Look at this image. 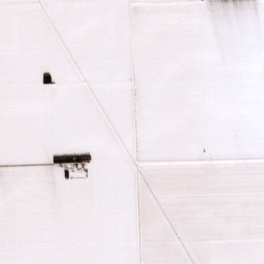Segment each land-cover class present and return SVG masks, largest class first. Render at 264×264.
<instances>
[{"label": "snow or ice", "instance_id": "1", "mask_svg": "<svg viewBox=\"0 0 264 264\" xmlns=\"http://www.w3.org/2000/svg\"><path fill=\"white\" fill-rule=\"evenodd\" d=\"M0 264H264V0H0Z\"/></svg>", "mask_w": 264, "mask_h": 264}]
</instances>
